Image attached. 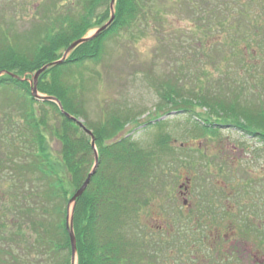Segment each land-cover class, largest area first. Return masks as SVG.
Here are the masks:
<instances>
[{
  "label": "rangeland",
  "instance_id": "1",
  "mask_svg": "<svg viewBox=\"0 0 264 264\" xmlns=\"http://www.w3.org/2000/svg\"><path fill=\"white\" fill-rule=\"evenodd\" d=\"M200 1L196 0L194 5L198 7ZM215 2L220 9L214 11L221 12L216 19L213 14L196 16L190 11L191 5L178 4L177 0L154 1L153 13L148 16L149 26L143 30L144 25L140 24L138 31L131 32L133 37L120 33L104 45L100 60L73 67L64 78L82 88L91 121L97 122L106 112H119L129 119L121 135L129 136L145 148L154 147L158 135H169L167 145L171 152L162 151L155 145L157 159L161 162L158 181L162 190L149 199L139 215L140 225L146 233L143 244H152L154 249L155 244L156 249L158 247L156 258L145 260L148 264H174L172 260L179 264H232L226 262L225 252L208 255L209 245L214 244L222 251L230 250L234 245L239 250L236 256L239 263L235 264H247L253 256L264 264L262 138L245 136L224 126L199 133L193 129L196 117L192 119L189 113L177 110L168 97L167 86H180L186 92L194 86L193 81L201 80L205 88L212 79L221 85H229L225 96L230 99L235 94L242 102L252 103L258 102L256 97L260 95L264 102V49L259 51L258 40L253 43L252 35L254 23H260V20L264 24V0ZM76 4V0H0V23L15 37L22 34L29 37L38 27H51L56 19L76 17ZM229 9H234L227 17L228 23L233 22L230 33L223 23L218 24L224 17L223 12ZM208 21L211 27L206 24ZM97 30L89 31L85 38L92 37ZM255 63L259 65L253 66ZM250 65L255 76L247 72ZM203 73L210 78L208 82ZM30 80H33L32 75ZM179 104L182 106L183 103ZM31 107L38 112L36 105ZM31 107L0 91V199L7 197V193L3 197L2 191L10 187L12 180L20 181L17 192L27 189L26 182L36 180L26 161L18 160V166L8 163V158L17 159V152L6 140L11 128L9 123L22 127L24 123L19 114L30 111ZM196 112L203 117L209 114L207 108L197 107ZM53 115L48 114L51 123L54 122ZM157 123L160 127L155 126ZM45 138L51 158L60 162L59 143L49 133H45ZM21 139L18 156L24 154L22 142L26 144L24 138ZM62 175L66 183L68 177L64 169ZM70 192L74 193L73 190ZM194 200L200 201L203 210L208 211L198 219L204 226L208 223L209 229L204 234L210 241L209 245L194 247L202 250L198 254L192 251L193 248L184 247L178 239L169 241L170 238H182L187 243L201 237V233H191L185 226H178V223H184L182 217L189 211L187 205H192ZM7 206L6 200L0 202V209ZM71 208L69 205V215ZM146 229H150L149 232ZM16 242L20 247L16 246L13 251L15 258L30 264V253H26L29 245L19 238ZM171 245L179 246L175 256Z\"/></svg>",
  "mask_w": 264,
  "mask_h": 264
},
{
  "label": "trees",
  "instance_id": "2",
  "mask_svg": "<svg viewBox=\"0 0 264 264\" xmlns=\"http://www.w3.org/2000/svg\"><path fill=\"white\" fill-rule=\"evenodd\" d=\"M154 1L115 0L110 26L97 37L76 46L60 65L53 64L62 59L71 44L110 21L111 0H76V17L56 19L51 27H38L37 32H32L29 37L24 34L15 37L0 23V91L23 100L30 107L36 105L38 110L36 113L31 107L30 111L19 114L21 123H24L22 127L14 122L8 125L11 128L6 140L17 152V159L8 158V163L18 166V160L26 161L36 180L26 182L27 189L19 192L16 187L20 181L12 180L10 187L2 191L3 197L7 193V199L1 198L0 202L6 200L8 206L0 209V264L24 262L13 254L15 247H20L16 242L18 238L29 245L26 253H30V264H72L66 229L69 202L74 194L70 191L75 192L81 187L95 166L96 158L91 138L66 114L83 120L84 127L93 135L98 159L90 184L74 204L70 217L76 264H148L147 258H156V244L155 249L152 244H143L146 233L140 225L139 215L149 199L162 190L158 181L161 162L157 159L155 145L162 151L171 152L167 145L169 135H158L154 147L145 148L129 136L121 135L129 119L119 112H106L97 122L91 121L82 88L64 80L73 67L100 60L104 45L120 33L133 37L131 32L138 31L140 24L144 25L143 30L149 26L148 16L153 13ZM177 1L178 4L191 5L189 9L196 16L213 14L216 19L221 13L214 11L220 9L215 2L219 0H201L198 7L194 5L196 0ZM230 10L234 9L224 11L221 23L217 21L226 26L224 29L228 33L233 25L227 20ZM45 66L50 67L38 76L37 92L56 99L63 112L53 102H37L30 96L31 75L33 78ZM252 69L250 66L247 72L255 76ZM204 77L208 82V75ZM197 81H193L194 86L186 92L180 86H167L168 97L176 109L189 113L192 119L196 117L194 130L200 133L224 126L245 136H260L264 143V102L260 95L256 97L258 102H242L235 94L232 99L225 96L229 90L227 84L221 85L210 79L211 83L203 88L201 80L198 85ZM259 84L263 85L262 82ZM179 102L183 103L182 106ZM197 107L207 108L209 114L203 117L196 112ZM49 113L54 114L53 123L48 118ZM220 123L223 125L219 126ZM45 133L59 143L60 162L51 158ZM21 137L27 146L22 142L24 154L18 156ZM63 169L68 177L66 183ZM202 212V205L196 204L190 218H182V221L187 222L185 227H189L191 233H201L200 238L206 239V231L199 223ZM146 230L149 232L150 229Z\"/></svg>",
  "mask_w": 264,
  "mask_h": 264
},
{
  "label": "water",
  "instance_id": "3",
  "mask_svg": "<svg viewBox=\"0 0 264 264\" xmlns=\"http://www.w3.org/2000/svg\"><path fill=\"white\" fill-rule=\"evenodd\" d=\"M114 2L115 0H111V3H110V9L112 11V14H111V19L110 21L103 27H101L100 29H98L95 34L92 36V37H89V38H83L79 41H76L74 42L73 44H71L67 50L65 51L64 53V57L62 58V60L54 63L53 65H60L64 62L66 56L76 47L78 46L79 44H82V43H85L87 42L88 40L90 39H93L95 37H97L100 33H102L103 31H105L111 24V22L113 21V6H114ZM48 67L50 66H45L43 67L42 69H40L39 71H37L35 74H34V77H33V85H32V88H31V91H30V96L32 99H34L35 101L37 102H46V101H49V102H53L55 103L58 108L62 111V108H61V105L59 104V102L54 99V98H51V97H42L38 94L37 92V89H36V83H37V79H38V76L43 72L45 71ZM63 112V111H62ZM67 117H70L78 126H80L81 128H83V130H85V132L87 133L88 136H90L91 138V146L94 148V139H93V136H92V133L90 131H88L84 126L83 124L81 123V121H79L78 119L76 118H73L69 115L66 114ZM95 158H96V162H95V166L94 168L92 169L91 173L87 176L86 180L83 182V184L81 185V187L75 192V194L73 195V197L71 198L70 200V203L72 205H74L76 203V201L84 194V192L86 191L87 187L89 186L90 184V181H91V178L92 176L94 175L95 171H96V168H97V163H98V159H97V155L95 153ZM66 229H67V232H68V235H69V239H70V245H71V253H72V259L74 260L75 258V255H76V247H75V238H74V234H73V230H72V225L71 224H67L66 226Z\"/></svg>",
  "mask_w": 264,
  "mask_h": 264
},
{
  "label": "flooded vegetation",
  "instance_id": "4",
  "mask_svg": "<svg viewBox=\"0 0 264 264\" xmlns=\"http://www.w3.org/2000/svg\"><path fill=\"white\" fill-rule=\"evenodd\" d=\"M259 22L260 23L256 22V23L253 24V27H252L253 34L252 35L254 36L253 43L258 40L256 42V45H257V48L259 49V51H261L262 49H264V24H262L260 20H259ZM261 44H263V46H261ZM257 65H259V64L255 63V65H253V66H257ZM196 204H200V201L194 200L192 205H187V208H189V211L185 215H183L182 218H185V219L190 218V213H191L192 210H195V205ZM206 212H208V211H206ZM204 220H207V219L204 218ZM184 223H178V226H180V227L188 226V224H186V223L184 224ZM200 224H201V226H203V230L204 231L209 229V227H206V225L208 223H206L205 226L202 223H200ZM169 227H171V226H169ZM186 229L188 230V232L190 231L189 227H186ZM157 230H158V227H157ZM211 230H212V228H211ZM188 232L184 233V236L188 235ZM177 239H178L179 243L182 242L181 244H183L184 247H186L187 249L193 248L192 251H194L196 254H198V253H200L202 251L201 249L194 248L197 244L200 245V244H205L206 243V244L209 245V241H210V240L202 239V238H194V239L191 238L192 240H188L187 243H185L182 238H175V239H173V238L171 239L170 238L169 241H176ZM160 241H161V239L159 240V244H160ZM171 246H172V251H173V255H174L175 253H177L179 251V249H178L179 246H177V245H171ZM209 246L210 247L208 248V251L210 253L208 255L215 254L214 256H216L218 253L220 254L221 252H225V254L227 255L226 262L230 261L232 264H235L236 262L239 263V260L236 258V256L239 254V250L234 248V245H232L233 249L231 248L230 250L227 249L225 251H222L220 246H218L217 249H216V246H217L216 244L209 245ZM157 249H158V247H157ZM157 249H156V251H157ZM189 252L191 253V251H189ZM228 255H230V256L228 257ZM172 261L174 262V264H176V263L179 264L177 261H174V260H172ZM180 264H187V263L183 262V263H180ZM247 264H263V262H260L259 259H256V257L253 256L252 259H249L247 261Z\"/></svg>",
  "mask_w": 264,
  "mask_h": 264
}]
</instances>
